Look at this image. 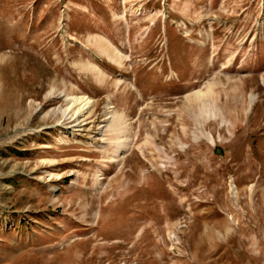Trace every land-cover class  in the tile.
I'll use <instances>...</instances> for the list:
<instances>
[{"label": "rangeland", "instance_id": "1", "mask_svg": "<svg viewBox=\"0 0 264 264\" xmlns=\"http://www.w3.org/2000/svg\"><path fill=\"white\" fill-rule=\"evenodd\" d=\"M0 264H264V0H0Z\"/></svg>", "mask_w": 264, "mask_h": 264}, {"label": "bare ground", "instance_id": "2", "mask_svg": "<svg viewBox=\"0 0 264 264\" xmlns=\"http://www.w3.org/2000/svg\"><path fill=\"white\" fill-rule=\"evenodd\" d=\"M202 96V94L201 93H197V98L198 97H201ZM199 99V98H198ZM72 101H73V104L74 103H76V102H79V100H80V102H79V105H80V109L82 110V109H85L86 108V106H87V104H88V102L84 99V100H82V99H76V98H72L71 99ZM76 111V110H75ZM73 112V115H71V116H74L75 114H77L78 113V110L76 111V112ZM64 113H65V111H64Z\"/></svg>", "mask_w": 264, "mask_h": 264}]
</instances>
